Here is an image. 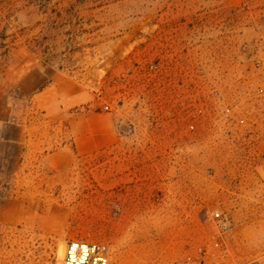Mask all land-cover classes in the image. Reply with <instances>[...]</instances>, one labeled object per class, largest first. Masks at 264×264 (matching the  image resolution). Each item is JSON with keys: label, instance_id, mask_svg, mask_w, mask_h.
<instances>
[{"label": "rangeland", "instance_id": "obj_1", "mask_svg": "<svg viewBox=\"0 0 264 264\" xmlns=\"http://www.w3.org/2000/svg\"><path fill=\"white\" fill-rule=\"evenodd\" d=\"M213 210L264 250V0H0V264H171Z\"/></svg>", "mask_w": 264, "mask_h": 264}, {"label": "built area", "instance_id": "obj_2", "mask_svg": "<svg viewBox=\"0 0 264 264\" xmlns=\"http://www.w3.org/2000/svg\"><path fill=\"white\" fill-rule=\"evenodd\" d=\"M193 129V127H191ZM215 235L171 264H264V250L247 259L236 260L227 245L230 218L220 210L209 211ZM62 264H110V248L103 243L70 240L66 243Z\"/></svg>", "mask_w": 264, "mask_h": 264}, {"label": "crops", "instance_id": "obj_3", "mask_svg": "<svg viewBox=\"0 0 264 264\" xmlns=\"http://www.w3.org/2000/svg\"><path fill=\"white\" fill-rule=\"evenodd\" d=\"M67 105L71 106V99H66ZM81 137L84 138V143L76 144V149L78 154H85L99 149L100 147L109 146L113 143V136L110 131V128L107 127L105 130H102L100 135V140L97 139L96 133L94 132L92 126L85 125L81 130Z\"/></svg>", "mask_w": 264, "mask_h": 264}, {"label": "bare ground", "instance_id": "obj_4", "mask_svg": "<svg viewBox=\"0 0 264 264\" xmlns=\"http://www.w3.org/2000/svg\"><path fill=\"white\" fill-rule=\"evenodd\" d=\"M64 253H65V247H63V248L61 249V257H64Z\"/></svg>", "mask_w": 264, "mask_h": 264}]
</instances>
